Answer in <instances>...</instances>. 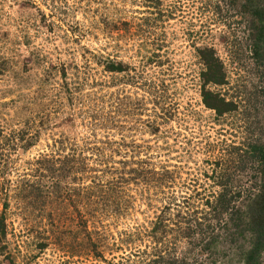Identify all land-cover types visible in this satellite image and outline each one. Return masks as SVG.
Segmentation results:
<instances>
[{
	"label": "rangeland",
	"instance_id": "1",
	"mask_svg": "<svg viewBox=\"0 0 264 264\" xmlns=\"http://www.w3.org/2000/svg\"><path fill=\"white\" fill-rule=\"evenodd\" d=\"M244 5L0 0V264H145L171 249L186 264H244L250 233L228 234L239 213L228 231L198 220L228 170L232 191L258 184L264 39ZM201 48L224 66L225 84L205 86L233 103L222 115L202 100ZM196 223L214 226L205 250L184 231Z\"/></svg>",
	"mask_w": 264,
	"mask_h": 264
},
{
	"label": "trees",
	"instance_id": "2",
	"mask_svg": "<svg viewBox=\"0 0 264 264\" xmlns=\"http://www.w3.org/2000/svg\"><path fill=\"white\" fill-rule=\"evenodd\" d=\"M244 10L246 15L250 16L252 25H254V37L259 40L264 39V8L260 3H255L254 0H244ZM251 25V26H252ZM251 29V28H250ZM199 58L203 63L204 69L201 71V81H202V100L206 107L215 111L217 115H222L225 112L231 110L230 106L233 105L231 101H227L219 93H214L211 90H207L205 86L207 85H222L225 84V72L222 61L217 55L213 48H201L198 50ZM115 70V69H113ZM112 70V71H113ZM119 70V69H117ZM249 156L253 159V167L251 170L257 178L258 184H256L255 189L252 190H237L232 191L231 180L229 177L228 169H230V164L228 165L226 171L228 173L225 177L221 178L219 185L221 186V191L217 195L215 201L212 203L209 199L206 201L208 209L202 212V217L198 220L209 221L210 218L224 219L222 222L223 228L228 231L227 222L232 220L233 215L239 213V218L235 219L233 222L234 230L232 233H228L231 237L241 236L244 232H249L251 236L250 247L245 253L244 264H264L262 260V255L264 254V139H260L253 144L248 146ZM230 163V159H228ZM235 189V188H234ZM3 195V196H2ZM234 198H240L247 201L244 206V210H240L237 206L239 202ZM0 200H2V209H0V245L6 236V217L5 210L7 209L8 202L5 198L4 192L0 191ZM204 213V214H203ZM85 222L79 220L78 224L84 227ZM159 225L161 220L158 221ZM158 228V225L156 229ZM213 225H205L201 223H196L195 225H186L184 231L187 233V237L191 238L193 236H198V233L203 238H198L197 240L201 243V249L205 250L211 243L216 239L214 234ZM179 231H182L178 228ZM91 234L98 235V231H94ZM101 236V234H100ZM176 240V238H175ZM90 253L96 259H102V254L99 251V246L96 242H90ZM3 248V247H0ZM172 250V249H171ZM170 250V251H171ZM170 251H159L153 255L151 260H148L145 264H186L182 257H178L177 254Z\"/></svg>",
	"mask_w": 264,
	"mask_h": 264
}]
</instances>
